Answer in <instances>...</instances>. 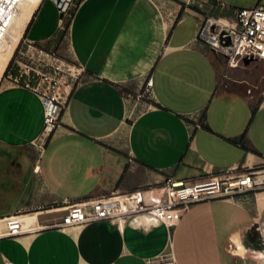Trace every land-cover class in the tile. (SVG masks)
<instances>
[{"label": "crops", "instance_id": "0c3cea01", "mask_svg": "<svg viewBox=\"0 0 264 264\" xmlns=\"http://www.w3.org/2000/svg\"><path fill=\"white\" fill-rule=\"evenodd\" d=\"M73 3L60 24L41 0L0 81V218L40 227L0 239V264H264V189L190 205L170 228L143 214L54 227L76 204L264 163V60L231 68L198 37L264 0ZM27 43L84 68L47 138Z\"/></svg>", "mask_w": 264, "mask_h": 264}, {"label": "built area", "instance_id": "2783aa9c", "mask_svg": "<svg viewBox=\"0 0 264 264\" xmlns=\"http://www.w3.org/2000/svg\"><path fill=\"white\" fill-rule=\"evenodd\" d=\"M49 1L60 16V24L64 18H71L74 0ZM17 3L18 0H0V45L16 13ZM198 37L213 51L224 55L231 68L237 67L244 60H264V8L242 9L232 21L207 20ZM27 45L28 62L21 69L23 74H33L38 78L33 91L41 99L44 117L42 135L47 138L57 128L60 113L68 98L79 87L84 68L80 65L64 64L53 52L35 49L32 43ZM41 85L44 86L39 90ZM146 85L150 88L152 83L148 81ZM241 169L242 171H228L221 176L192 182L168 177L161 186L149 192L126 195L133 202V206L126 212L121 211L119 202L113 206L108 202L114 196L91 202L89 211H86L85 204H76L69 207L67 214L54 227L64 231L89 223L116 222L118 218L128 214H143L170 228L179 222L190 205L209 200H231L237 195L264 189V163ZM146 193L154 196L151 203H146ZM21 217L11 215L0 218V239L17 238L40 230V227L25 229Z\"/></svg>", "mask_w": 264, "mask_h": 264}, {"label": "bare ground", "instance_id": "6f19581e", "mask_svg": "<svg viewBox=\"0 0 264 264\" xmlns=\"http://www.w3.org/2000/svg\"><path fill=\"white\" fill-rule=\"evenodd\" d=\"M41 0H18L16 13L6 30V36L0 45V81L7 69V66L11 63L13 59V54L18 47L19 42L23 38V33L26 25L29 23L34 12L38 8ZM119 202L121 206V211L126 212L128 208L133 206V202L130 201V198H126L124 202L115 201L112 204ZM123 203L127 209H123ZM24 227V217L20 218ZM31 229H36L33 227H28Z\"/></svg>", "mask_w": 264, "mask_h": 264}, {"label": "rangeland", "instance_id": "374dc122", "mask_svg": "<svg viewBox=\"0 0 264 264\" xmlns=\"http://www.w3.org/2000/svg\"><path fill=\"white\" fill-rule=\"evenodd\" d=\"M20 42H21V41H20ZM20 42H19V44H20ZM19 44H18V46H19ZM17 49H18V47H17ZM17 49L15 50V52H14V54H13V56H12V57H14V55H15V56L17 55V52H16V51H17ZM7 68H8V66H7ZM6 70H7V69H6ZM5 72H6V71H5ZM4 74H5V73H4ZM3 77H4V75H3ZM3 77H2V78H3Z\"/></svg>", "mask_w": 264, "mask_h": 264}, {"label": "water", "instance_id": "95a60500", "mask_svg": "<svg viewBox=\"0 0 264 264\" xmlns=\"http://www.w3.org/2000/svg\"><path fill=\"white\" fill-rule=\"evenodd\" d=\"M245 61H248V60H245Z\"/></svg>", "mask_w": 264, "mask_h": 264}]
</instances>
